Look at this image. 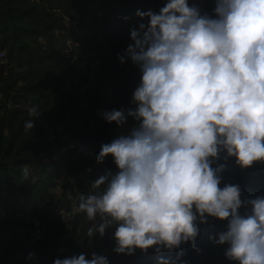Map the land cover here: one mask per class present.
<instances>
[{"label":"clouds","instance_id":"1","mask_svg":"<svg viewBox=\"0 0 264 264\" xmlns=\"http://www.w3.org/2000/svg\"><path fill=\"white\" fill-rule=\"evenodd\" d=\"M136 15L147 23L130 30L133 43L118 54L140 71L135 107L100 113L124 131L96 155L97 163L111 156L118 170L94 180L100 191L81 193L74 209L92 222L87 237L115 227L112 250L129 256L195 249L211 217L227 221L209 239L227 245L229 261L264 264V195L242 199L238 184L220 186L225 165L212 166L221 154L242 169L264 163V0H214L212 14L165 0L158 12ZM24 127L33 130L34 121ZM182 255L158 256L157 264H185ZM53 264L110 262L93 252Z\"/></svg>","mask_w":264,"mask_h":264},{"label":"trees","instance_id":"2","mask_svg":"<svg viewBox=\"0 0 264 264\" xmlns=\"http://www.w3.org/2000/svg\"><path fill=\"white\" fill-rule=\"evenodd\" d=\"M191 3L212 14L214 0ZM164 4L0 0V44L7 51V62L0 65V264H53L81 253L90 259L93 252L106 255L110 264H157L158 256L175 259L180 252L185 264H234L225 257L227 245L209 239L226 230L227 221L209 217L200 225L195 249L185 243L172 252L149 249L145 254L137 249L129 256L112 250L115 227L90 239L86 233L92 222L74 211L81 193L100 191L91 187L94 180L118 170L111 156L96 161L101 145L124 131L100 113L135 107L132 95L140 71L130 60L121 63L118 54L133 43L130 30L147 23L137 10L158 12ZM74 20L79 21L76 27L70 24ZM68 72L76 76L70 83ZM22 103L39 117L19 108ZM29 120L34 121L33 130L24 127ZM219 164L225 165L221 187L238 184L242 199L264 195V163L242 169L235 158L225 160L221 154L212 166ZM245 211L240 209L241 214Z\"/></svg>","mask_w":264,"mask_h":264},{"label":"built area","instance_id":"3","mask_svg":"<svg viewBox=\"0 0 264 264\" xmlns=\"http://www.w3.org/2000/svg\"><path fill=\"white\" fill-rule=\"evenodd\" d=\"M70 24H71V26L76 27L77 24H79V21L78 20L70 21ZM55 32H56V34H63V35L67 34L65 31L62 32L61 30H56ZM68 44H69V47L71 49V42H69ZM6 55H7L6 49L1 48V44H0V60H4L2 62V65H4L7 62ZM4 73H5V75H7L6 72H4ZM69 74H70L69 76L66 75V81L70 83L76 79V76L74 74H71V73H69ZM18 107L27 111L31 117H34V116L39 117L38 114H35V112L32 111V108L29 105H27L26 103H22ZM55 156L57 157V154H55ZM38 237H40V235H38Z\"/></svg>","mask_w":264,"mask_h":264},{"label":"rangeland","instance_id":"4","mask_svg":"<svg viewBox=\"0 0 264 264\" xmlns=\"http://www.w3.org/2000/svg\"><path fill=\"white\" fill-rule=\"evenodd\" d=\"M4 60H0V65H2V62H3ZM93 65H98V63H94ZM5 72H6V74H8V69H5ZM67 74V76H69L70 74H69V72L68 73H66ZM62 76H65V75H62ZM68 79V78H67ZM84 154H87L85 151H84ZM58 192L59 193H62L63 192V187H62V185L60 184V187H59V189H58Z\"/></svg>","mask_w":264,"mask_h":264}]
</instances>
